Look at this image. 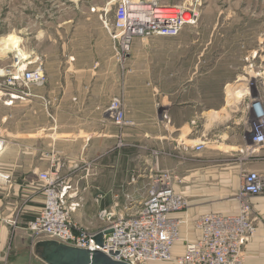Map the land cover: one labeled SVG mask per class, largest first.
Returning <instances> with one entry per match:
<instances>
[{
  "label": "rangeland",
  "instance_id": "1",
  "mask_svg": "<svg viewBox=\"0 0 264 264\" xmlns=\"http://www.w3.org/2000/svg\"><path fill=\"white\" fill-rule=\"evenodd\" d=\"M122 1L0 0V73L14 66L18 57L30 55L31 60L43 62L46 56L47 68L53 73L68 74L67 60L73 47L90 44L89 39L93 38L89 35L94 30L93 23L88 22L92 21L90 13L94 11L108 22L102 23L115 53L118 40L114 37L117 32L114 20ZM155 1L160 6L181 5L185 12H196V22L184 25L172 36L152 33L135 37L124 73L121 64L120 71L113 64L109 68V82L93 86L100 94L102 86L104 93L108 87L109 106L116 97L121 100L127 121V112L137 114L135 111L157 104L164 119L168 120L171 114L176 126L188 122L184 130L174 127L172 132L158 126L156 133H164V137L155 139L146 148L152 156L151 166L143 163L138 168L147 176L141 177V189L136 196L126 198L135 197L143 203L157 185V179L170 180L187 200V208L181 214L188 221L182 229L192 230L193 238L197 234L193 223L199 212L225 210L239 203L245 172L264 173V147L253 144L249 133L254 122L252 101L257 98L264 101V0ZM69 19L71 24L66 23ZM4 38L16 43L9 46ZM83 74L91 75L92 69ZM19 90L13 107L5 106L9 96L0 98V123L3 115H8L15 124V133L25 122L30 127L52 126L54 108L36 97L47 89L31 86ZM76 90L71 84H61L53 94L55 105L64 97L62 106L68 108L70 92ZM60 118L63 122L69 120L68 115ZM6 133L0 130L5 143L15 140ZM192 139L203 143L195 144ZM46 152L49 160H43L46 162L41 164L40 171L60 162V173L68 179L69 175L63 171L65 161L54 155L52 149ZM83 226L91 231L100 229L92 225V220ZM178 244L184 247L183 241Z\"/></svg>",
  "mask_w": 264,
  "mask_h": 264
},
{
  "label": "crops",
  "instance_id": "2",
  "mask_svg": "<svg viewBox=\"0 0 264 264\" xmlns=\"http://www.w3.org/2000/svg\"><path fill=\"white\" fill-rule=\"evenodd\" d=\"M90 15L92 21L88 23H93L94 30L89 35L93 38L89 39L90 44H76L73 47L67 60L68 74L53 73L47 68L46 56L43 58L46 80L43 85L34 86L47 89L36 97L42 98L46 105L50 104L54 108L52 126L30 127L29 122H25L21 123L20 130L15 133V124L9 120L8 115H3L2 122L5 125L0 130L7 132L6 135L12 134L15 140H6L8 143H5L0 153V171L11 177L9 181L0 180V264H47L38 252L37 242L42 238L36 237L29 229V223L45 205L44 184L39 178V171L41 164L46 162L43 160H49L47 150L52 149L54 155L65 161L63 171L69 175L67 180L77 187L78 194L69 199V202L78 203L72 212L74 221L83 225L92 220V225L102 229L105 224L97 218L101 209L113 208L132 214L144 203L135 197L127 200L126 196H136L137 190L141 189V177L147 176L138 168L143 163L151 166L152 156L146 148L155 139L164 137V133H156L158 126L171 132L174 127L176 130H184L187 126L188 122L176 126L171 114H168V120L164 119L157 104L135 111L137 114L127 112L130 122L126 124L114 122L108 114L111 100L107 94L108 87L104 93L102 86L100 94L95 92L93 84L108 83L109 68L116 64L120 71L121 64L124 73L125 64L118 44L114 53L108 30L103 27L106 21L99 17V12L94 11ZM66 23L71 24L72 19ZM75 41L77 43L78 39ZM89 68L92 74L85 76L83 73ZM64 83L77 89L76 92H70L68 108L62 106L64 97L58 105H55L53 97ZM229 97L231 94L228 92ZM15 100L13 104L5 106L13 107ZM61 115H68V122H63ZM181 135L185 136V133ZM194 143L199 144L196 141ZM252 201L260 216L256 224L257 234L245 246V264H264V194L253 197ZM224 209L205 210L198 215L212 210L236 214L239 212V203ZM181 213H173V216L185 219L187 216ZM182 227V237L190 241L199 238L200 233L195 227L197 234L193 238L192 230L187 229L184 233ZM184 250L185 246L177 243L173 252L177 256ZM142 264L179 263L175 260H156Z\"/></svg>",
  "mask_w": 264,
  "mask_h": 264
},
{
  "label": "built area",
  "instance_id": "3",
  "mask_svg": "<svg viewBox=\"0 0 264 264\" xmlns=\"http://www.w3.org/2000/svg\"><path fill=\"white\" fill-rule=\"evenodd\" d=\"M156 2V1H155ZM158 4V2H157ZM141 1L124 0L118 4L114 26L117 29L114 37L122 62L130 55V45L137 36L158 33L164 36L178 34L180 29L196 22V12H185L178 7L179 18L173 23L163 21L161 25L148 26L142 23V13L138 10ZM141 14V16H140ZM189 15L191 20L184 18ZM108 25V22H105ZM31 56L18 57L11 68L0 73V98L8 105L20 95L22 87L29 89L34 85H43L46 80L45 67L42 61L31 60ZM25 93L24 91H22ZM251 112L254 122L251 126L253 142L264 147V101L257 98L252 101ZM110 117L118 124H126L125 110L121 100L116 97L108 107ZM5 139L0 138V153L4 149ZM62 164L57 162L49 170L40 171L39 178L44 184L45 205L37 217L29 223L33 234L42 239H55L60 242L101 250L114 260L130 264H142L151 260L172 259L175 243L181 239L180 226L187 223V218L173 216L187 208L184 195L175 190L170 180L157 179V185L150 190L142 206L135 213H119L113 208H103L98 216L105 226L98 231L78 224L72 217L76 202H69L78 194L74 187L61 175ZM10 174L0 171V180L9 181ZM239 195L240 211L237 214H224L220 210H212L200 214L195 226L200 230L196 241L185 240L184 253L178 257L180 264H243L245 260V244L256 231L259 218L252 198L264 193V173L257 170L245 172L242 178ZM104 243H96V236L106 229Z\"/></svg>",
  "mask_w": 264,
  "mask_h": 264
},
{
  "label": "water",
  "instance_id": "4",
  "mask_svg": "<svg viewBox=\"0 0 264 264\" xmlns=\"http://www.w3.org/2000/svg\"><path fill=\"white\" fill-rule=\"evenodd\" d=\"M100 232L95 240L99 245L104 243V233ZM39 255L47 264H130L125 261L114 260L101 250H90L72 246L55 239H42L37 242Z\"/></svg>",
  "mask_w": 264,
  "mask_h": 264
},
{
  "label": "bare ground",
  "instance_id": "5",
  "mask_svg": "<svg viewBox=\"0 0 264 264\" xmlns=\"http://www.w3.org/2000/svg\"><path fill=\"white\" fill-rule=\"evenodd\" d=\"M142 3V6L141 7H138V10H140V12L142 13V17H144L142 19V23L144 22V24H147L148 26H152V25H161L163 23V21H165L166 23H173L175 20H177L179 18V14H180V9L178 7H164V6H160L158 5L155 0L154 1H150V2H144V1H141ZM149 3V4H147ZM141 16V14H140ZM184 20L186 22H189L191 20V16L187 15ZM3 40H5V43L8 44L9 46L11 45H14L16 43V41H13L11 39H8V38H4ZM252 106H253V102H252ZM251 131V130H250ZM249 133L252 134V131ZM250 140L252 141V143L254 144L253 142V138L250 137ZM198 143H203V141H196ZM263 194V193H262ZM239 211H240V202H239ZM239 213V212H238ZM237 214V213H236ZM188 218V217H186ZM183 224H181L180 226V237L181 239H179L175 245L180 242V241H183L184 242V246H186V242L185 240H188L187 238H184L181 236V227H182ZM193 226L199 231L200 233V230L195 226V224L193 223ZM257 234V226H256V231L255 233L253 234V236L249 239L251 240L252 238H254ZM200 237V235H199ZM199 239V238H198ZM197 239V240H198ZM248 240V241H249ZM190 241V240H189ZM192 241H196V240H192ZM247 241V242H248ZM247 244V243H246ZM245 244V246H246ZM174 245V247H175ZM244 251H245V248H244ZM184 253V252H183ZM182 253V254H183ZM182 254L180 255H175L174 252H173V258L172 259H163V260H175L179 263L178 261V257L181 256ZM151 261H156V260H151ZM245 261H246V252H245V260H244V263L245 264ZM180 264V263H179Z\"/></svg>",
  "mask_w": 264,
  "mask_h": 264
},
{
  "label": "clouds",
  "instance_id": "6",
  "mask_svg": "<svg viewBox=\"0 0 264 264\" xmlns=\"http://www.w3.org/2000/svg\"><path fill=\"white\" fill-rule=\"evenodd\" d=\"M11 38H12L13 40H15V39H16V37H15V36H12Z\"/></svg>",
  "mask_w": 264,
  "mask_h": 264
}]
</instances>
